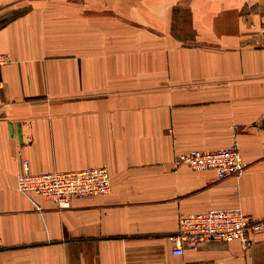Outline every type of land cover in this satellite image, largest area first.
<instances>
[{"label":"crops","instance_id":"crops-1","mask_svg":"<svg viewBox=\"0 0 264 264\" xmlns=\"http://www.w3.org/2000/svg\"><path fill=\"white\" fill-rule=\"evenodd\" d=\"M0 264H264V228L172 253L181 214L264 219V0H0ZM235 143L218 179L176 155ZM105 167L58 208L16 187Z\"/></svg>","mask_w":264,"mask_h":264},{"label":"built area","instance_id":"built-area-1","mask_svg":"<svg viewBox=\"0 0 264 264\" xmlns=\"http://www.w3.org/2000/svg\"><path fill=\"white\" fill-rule=\"evenodd\" d=\"M7 62V55L0 53V69ZM176 159L196 170L211 169L218 179L232 174L239 175L245 166L235 143L218 149L195 148L182 151L176 155ZM16 187L41 212V207L31 197L32 193L42 195L58 208H66L74 197L106 194L111 187V177L103 166L34 173L30 170L28 159L23 158ZM255 224L264 228V219H253L235 207H211L197 213L181 214L177 219V230L169 235L173 244L171 251L180 255L184 248L194 249L202 241L229 242L243 239Z\"/></svg>","mask_w":264,"mask_h":264},{"label":"rangeland","instance_id":"rangeland-1","mask_svg":"<svg viewBox=\"0 0 264 264\" xmlns=\"http://www.w3.org/2000/svg\"><path fill=\"white\" fill-rule=\"evenodd\" d=\"M0 15H2V12H0Z\"/></svg>","mask_w":264,"mask_h":264}]
</instances>
